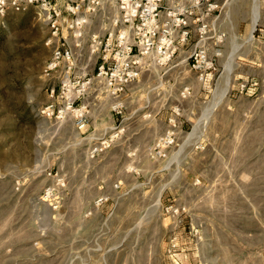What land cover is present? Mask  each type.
Listing matches in <instances>:
<instances>
[{
    "label": "rangeland",
    "instance_id": "obj_1",
    "mask_svg": "<svg viewBox=\"0 0 264 264\" xmlns=\"http://www.w3.org/2000/svg\"><path fill=\"white\" fill-rule=\"evenodd\" d=\"M253 1L218 0L206 48L220 55L203 80L192 39L118 96L86 46L49 68L35 6L0 11V264H264V0L248 39Z\"/></svg>",
    "mask_w": 264,
    "mask_h": 264
},
{
    "label": "built area",
    "instance_id": "obj_2",
    "mask_svg": "<svg viewBox=\"0 0 264 264\" xmlns=\"http://www.w3.org/2000/svg\"><path fill=\"white\" fill-rule=\"evenodd\" d=\"M29 6L39 10L50 28L47 44L54 49L49 68L77 62L80 54L73 48L86 46L87 60L94 56L99 61L95 76L111 96L122 94L148 66L170 63L192 39L187 61L198 79L205 78L220 55L211 57L206 48L207 39H216L218 0H0L2 13ZM95 21L100 22L98 33L88 35Z\"/></svg>",
    "mask_w": 264,
    "mask_h": 264
},
{
    "label": "bare ground",
    "instance_id": "obj_3",
    "mask_svg": "<svg viewBox=\"0 0 264 264\" xmlns=\"http://www.w3.org/2000/svg\"><path fill=\"white\" fill-rule=\"evenodd\" d=\"M259 1L260 0H254L253 2V13H252V22H251V28L249 30V37L248 39H252L253 32L256 28V24L259 20ZM231 62V61H230ZM230 84V83H229ZM225 90V89H224ZM220 94V93H219ZM221 95V94H220ZM211 106V105H210ZM212 107V106H211ZM207 110V109H206Z\"/></svg>",
    "mask_w": 264,
    "mask_h": 264
}]
</instances>
